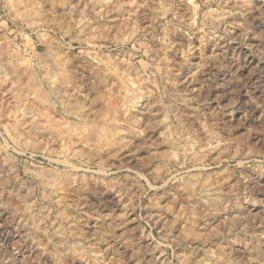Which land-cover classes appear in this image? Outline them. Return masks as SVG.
Listing matches in <instances>:
<instances>
[{
	"label": "clouds",
	"instance_id": "clouds-1",
	"mask_svg": "<svg viewBox=\"0 0 264 264\" xmlns=\"http://www.w3.org/2000/svg\"><path fill=\"white\" fill-rule=\"evenodd\" d=\"M0 264H264V0H0Z\"/></svg>",
	"mask_w": 264,
	"mask_h": 264
}]
</instances>
